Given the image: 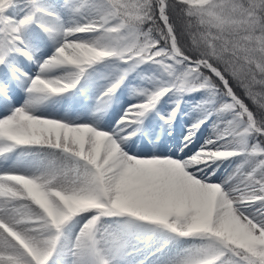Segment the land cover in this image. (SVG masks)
<instances>
[{"label":"snow or ice","instance_id":"snow-or-ice-1","mask_svg":"<svg viewBox=\"0 0 264 264\" xmlns=\"http://www.w3.org/2000/svg\"><path fill=\"white\" fill-rule=\"evenodd\" d=\"M65 7L83 22L52 29L39 23L38 17H53L54 14L40 7L37 0H0V64H4L11 53L31 59L21 36L30 23H37L44 32L59 39L53 54L41 63L39 73L30 79L26 89L29 99L25 105L0 118V156L20 146H43L59 152L71 165L58 168L55 163H49L39 174L33 175L0 174V264H48L65 223L84 213L88 218L73 246V264H113L114 260H126L139 251V245L147 246L151 237L167 242L172 238L193 236H205L210 243L175 264H264V91L253 90L256 85L264 88V81L257 76V73H264V65H257L251 77L241 76L239 69L229 74L206 57L186 50L183 30L178 33L175 23V18H180L184 24L185 14L219 19L217 0L203 5L195 0H176L175 7L169 0H100L99 3L66 0ZM16 8L24 12L20 18L9 15V10ZM262 9L264 0L253 4L249 10L259 12ZM55 19L59 21V17ZM82 34L96 35L84 39ZM74 43L80 47L73 49ZM106 58L133 65L158 64L170 78L155 91L141 93L146 96L143 102L129 105L117 122L120 131L115 139L113 134L87 124H69L28 111L46 96L74 88L90 66ZM59 68L67 70L60 76L42 75ZM123 79V75L120 76L99 99L114 94ZM233 81L244 89L243 95L238 93ZM197 91L207 94L206 103L209 104L213 98L222 97L215 111L232 117L215 139L205 141L189 158L159 155L137 158L122 150L125 139L135 134L136 126L162 97L169 92L181 95ZM176 110L174 108L167 118L161 119L171 123ZM37 120L47 123L38 126ZM204 123L205 120H198L190 124L184 136L185 145ZM104 133L111 148L105 159L115 160L110 175L108 168H98L89 158L91 145L94 144L98 152L100 140H103L104 150L105 137L101 135ZM226 137L232 140L227 141ZM249 138L259 139L249 144ZM230 143L238 145L239 152L230 149ZM201 153L217 155L218 158L210 161L241 154L259 159L250 172L242 174L239 187L225 189L220 184L205 182L203 174L197 177L208 162L193 165L191 158ZM69 172L75 179L65 190H53L50 182L44 179ZM20 176L31 181V186L44 201L43 208L30 199L28 205L31 207L21 203L17 192L22 188L15 179ZM216 185L228 193V199L245 189L259 197L246 200L247 208L256 207L254 213L246 214L255 225L249 230L256 243L233 244L222 241L217 235L221 225L216 223L219 195L213 188ZM74 201L86 202V206L75 207ZM160 203L167 204L163 212L157 207ZM106 218L123 219V231L115 236L100 232ZM138 229L147 233L143 239L136 235ZM102 242L115 246L116 254L112 259L101 255Z\"/></svg>","mask_w":264,"mask_h":264},{"label":"rangeland","instance_id":"rangeland-1","mask_svg":"<svg viewBox=\"0 0 264 264\" xmlns=\"http://www.w3.org/2000/svg\"><path fill=\"white\" fill-rule=\"evenodd\" d=\"M195 2L200 5H203V4L209 3V0H195ZM230 2H235V0H217L218 7L216 11L221 12L224 9L225 4L230 3ZM239 2L242 3L245 7H248L250 4L253 5V4L260 3L261 0H239ZM49 3H46L47 6L54 5L58 8L61 6V8L65 10L67 9V10L64 11L63 13H57V14L53 13L54 14L53 17H49V16H44V18L38 17L39 23H43L49 28L56 29L57 25H55V22L57 20L55 19V17H59V21H58L59 25L62 22H66L67 20L72 21V23L70 24L71 27L75 26L77 22L78 23L83 22V20L80 17H76L72 15L71 12L68 10V8L65 7L66 0H54L52 4H49ZM89 3H92V1L89 0ZM21 14H22L21 9L19 8L9 10V15H15L17 18H20L22 15H24V13L22 15ZM218 16H219V19H215V18H212V19L208 18V19L213 21L214 23H220L225 26H235V24L239 22L237 20V14L235 13L231 16H224V15H218ZM249 19H251V17H249ZM95 35L96 34L83 35V38L92 39ZM255 35L257 36L260 35L258 29L256 30ZM21 36L24 42V47L26 51L29 53V55L31 56V59H29L27 56H24V55H20L17 53H11L7 57V64L2 66V69L3 68L5 69V66H6L7 71L5 75L3 74L4 76L0 75V84H1L0 94L5 91L12 90L8 94L4 95L7 98H3L4 96L2 98L0 97L1 98L0 101L10 104V103H14L16 100V102H19V104L16 105L17 108L23 107L25 105L23 104L22 101H23V98L25 101V96L28 95V92L26 91V89L29 86L30 80L28 81V83H26V85L22 84V86H19L21 87L22 90L24 89L26 91L24 93L25 95H21L17 91L18 84L16 83L14 87L11 86L12 89H9V86H10L9 81L10 82L13 81V77H16V75H20L22 77L25 75L28 77V74L29 75L31 74L30 79L36 76L39 73L38 65L41 64L46 58L50 57L53 54L55 47L59 43V39L55 38L54 34H49V33L44 32L41 29V27H38L37 23H30L28 26H26L24 30L22 31ZM106 59L108 60L109 63H117L120 66L119 68L120 70L118 69L116 71L118 75L116 73L105 75V76L102 75L103 77L99 79V82L96 81L94 84H92V80H91L89 83L86 82V85H85L86 79H88V77L91 75V70L103 64V63H100L102 61L97 62L96 66L92 65L90 68L86 70L85 74L81 77L80 81L77 83V85L74 88L65 92L66 94L62 93L64 94V96L62 97L61 105L67 106L68 103L72 104V109L69 112L72 113V115H74V118H75V119H72L70 122H67V121H63V122L74 124L76 123V119L80 117V115H75V113L82 115L84 112L85 113L87 112L88 115L85 117L82 116L79 120L89 118L91 121L95 122L94 124L96 125L98 123L91 118L93 116V113L96 112L95 108L96 109L97 107L100 108L99 105H101L100 104L101 101L110 100L107 106L108 109H111V115L109 117V121H103V123H101L103 124V126H105V128L103 127L104 129H100V128H96V129H99L101 131H106L109 134H113V138L115 139L119 135V131H120L117 128V122L120 120L121 116L124 114L125 110L129 107V105H137L143 102L146 99V96L141 95V93H150L152 91H155L162 85H166L167 82L170 80V78L163 71L162 67L158 64L145 62V63L133 65L131 63H123L117 60L116 58H106ZM106 65L108 66V64ZM11 66H14L15 68L22 67V69L21 71H14L11 69ZM133 67H135L134 71H133ZM131 68L132 70H129ZM66 70L67 69L65 68L55 69L50 73H46L42 75H47L48 77L60 76V75H63ZM123 71H126V76L131 71H133L132 73H136V71L137 72L139 71L140 73L144 74L146 77L144 78L143 76H139L138 79L128 77V80H125L124 82L125 86L121 91H120V87H118L115 90L114 94H112L111 96L103 98V100L99 99L101 97V93H103V91H105L107 87H109L113 82H115L120 76L123 75L124 77L125 73H123ZM128 71L129 73H127ZM10 77H12V79H9ZM83 79L85 81H82ZM62 94H54L55 96H57V99L54 101V104H58L59 98L61 97ZM222 99H223L222 97L217 96L213 98L212 102L209 104V103H206V101L209 100V97L203 91L184 93L181 95H178L175 92H169L168 96L165 95L164 97H162L157 102L155 107L152 110H150L151 112H148L146 114L147 118L145 116L142 120V122L145 124L141 122L138 126H136L135 134L134 135L130 134L126 139L129 140L131 144H133V146L134 144L144 145V140L146 136L140 135V132L141 131L143 132L141 127H145L147 131L145 130L144 131L148 133L150 132L149 131L150 129L147 126H150V124L152 123L153 124L152 126L155 127V130L152 134H148L149 137L154 138L156 136L154 139H157V138L160 139V142H162V145L165 148L167 149L172 148L177 155L173 153L171 155V158H175V159L189 158L191 155H193L194 153H196L198 150L202 148V146L205 144V141L209 139H215V137H211L212 132L216 131V135H217L219 132L222 131V126H224L226 121L232 118L230 114L218 113L215 111V109L218 108L220 103L222 102ZM76 101L78 102V104H81V105H78L77 108H76ZM177 101H179V107H177ZM94 102L96 104H94ZM2 103H0V105H2ZM174 108L177 109L175 117L171 120V123H165V121L162 120L161 117L167 118ZM2 110L6 111L4 107L2 108ZM104 110L106 111L107 109L105 108ZM199 110L200 112L198 114H195V112ZM28 111H31V110H28ZM105 111H102V113L106 114ZM4 114L5 113L0 112V117L3 118L4 116L8 115V114L6 115ZM55 114L56 113L45 112V115L43 116L41 114H33V115H36L38 117L42 116L45 118L61 120V118L58 117L59 114H56L57 116H55ZM110 119L111 121H113L112 125L109 124ZM198 120H205V123L201 125L200 129L191 138V141L185 145L184 136L186 135L190 124ZM257 140L258 138H255V139L249 138V144L255 143L257 142ZM149 143L150 142L147 141V144ZM123 145L124 143L121 145L122 150H123ZM229 146H230V149L236 150L239 152L238 145L230 144ZM37 147H39L38 149L40 150L41 149H45L46 151L53 150V149L43 147V146H37ZM151 152L165 153L166 151L164 152L157 148H151V149H145L144 151L137 153L135 156L134 154L126 152L125 150L126 154L135 156L137 158H141V157L145 158V156H150L152 154ZM167 154L168 153H166L165 155ZM233 157L234 158L230 161L229 163L230 165L227 168V170L223 171L224 175L222 177L218 176L219 171L220 169H223L224 167L223 165L227 158L208 162L206 167L204 166L201 167L200 172L196 174L197 177L201 178V174H203V178L205 179V182L220 184L222 188H225V189H227L230 186H235V184L230 182L231 179L228 178V176L234 175L232 172L233 163H235V165L237 166H243V168L240 171H238V173L235 174L238 177V176H242V174H246L250 172L252 168L255 167V164L258 161L259 157H249L246 154L236 155ZM247 157L250 158L249 159L251 160L250 162H246V163L244 162L243 164H239L241 160L248 159ZM22 168L21 170H15V174H23V175L38 174L36 172V169L28 168L25 170V167H22ZM7 170L10 171V169H1L0 174L5 173L2 171H7ZM26 172H28L29 174H26ZM79 204H80L79 202H76V201L73 202V206L75 207H78ZM164 205L165 203L162 204V206L159 208L161 212H163L165 208L167 207L166 205L165 206ZM255 211H256L255 206L250 207V208L245 209V214L254 213ZM87 218H88V214L85 213L83 215V220ZM83 220H81L79 223H81ZM107 221H110V222H107ZM68 226H70L71 228V223ZM70 228L67 229L66 231H69L71 235L65 234L66 239H64V242H66L67 244L64 243V245L66 248L63 246V248L67 251H71L73 248L72 244H68L67 238L69 240L71 236L73 235L75 236V225L73 227L74 228L73 231H70ZM123 229H124V221L121 218H106L104 219L102 225L100 226V232L106 233V234L111 233L114 236L120 234V232L123 231ZM63 232L64 230L62 228V234ZM136 235L139 236L141 239H143L147 235V233L143 229H138L136 231ZM61 236H60V239L58 241V244L55 248V251L52 257L49 260V264H51L54 259L56 260L58 253L60 252L58 248L60 246L62 247ZM238 236L241 239V236L240 235ZM254 239L255 238L253 237V239L249 242V240L247 241L245 240V238L242 237L241 240L244 241V244L246 243L254 244L257 242L256 239L255 240ZM209 243H210L209 239L205 236H193V237H188V238H172V239H168L167 242H165V240L160 239L158 237H151V239H149L147 246H144L143 244L139 245L138 246L139 251L135 252L132 256L128 257L126 260H119V259L114 260L113 264H152L153 262H155L156 264H175V262L178 259L177 252L179 248L190 250V253L192 254V253H195L198 249L208 245ZM169 244L172 247L171 250H168L166 248V246H168ZM100 249H101V255L106 259H112L113 256L116 254L115 246L110 242L109 243L102 242L100 245ZM223 259L226 261L228 259L227 255Z\"/></svg>","mask_w":264,"mask_h":264},{"label":"clouds","instance_id":"clouds-1","mask_svg":"<svg viewBox=\"0 0 264 264\" xmlns=\"http://www.w3.org/2000/svg\"><path fill=\"white\" fill-rule=\"evenodd\" d=\"M170 5L175 7L176 0H172ZM251 6L250 4L248 7H245L239 0H235V2L225 4L221 12H217L218 15L224 16L237 14L239 22L235 26L214 23L206 16H188L185 14L183 16L182 34L184 37H187L189 43H184L183 47L194 55L206 57L229 74H231V70L235 65L244 76L251 77L256 72L257 65H264V9L259 12L250 11ZM148 18L151 19V17ZM257 29L260 34L259 37L255 35ZM79 47V44L74 43L73 49H78ZM257 76L260 80L264 81V73H257ZM36 123L38 126H41L47 122L37 120ZM101 135L105 137L103 152L97 155V150L93 144L91 145L92 150L89 153V158L96 162L98 168H108L110 175L115 160L105 159V156L111 152V148L107 143V134ZM215 158H218L216 154L201 153L191 158V162L193 165L205 164ZM57 167H71V165L68 162H64ZM84 178L80 177V179ZM15 179L19 181L22 188L21 191L17 192L21 203L28 205V200L30 199L38 207L43 208L44 201L31 186V181L24 176L16 177ZM44 179L50 182V187L53 190H65L72 186L75 178L69 172L67 175L46 176ZM240 183H242V180H240L236 187H239ZM213 188L219 194L217 197L216 223L221 225V230L217 235L222 241L244 245V241L238 236V227L234 226H242L247 229L255 228V225L249 220L248 215L245 214V209H247L246 200L259 199V197L245 189L233 195L231 199H228V193L223 192L218 185L213 186ZM28 206L31 207L30 205ZM32 211H36V209H32Z\"/></svg>","mask_w":264,"mask_h":264},{"label":"bare ground","instance_id":"bare-ground-1","mask_svg":"<svg viewBox=\"0 0 264 264\" xmlns=\"http://www.w3.org/2000/svg\"><path fill=\"white\" fill-rule=\"evenodd\" d=\"M92 3H99V0H91ZM49 3V4H52V2H54V0H37V4L42 7L43 9H45L46 11L48 12H51V13H63L64 11H66L65 9L61 8V6L58 8L54 5H48L46 3ZM46 4V5H45ZM21 13L23 14L24 12L21 10ZM21 14V15H22ZM57 14V13H56ZM23 16V15H22ZM42 18H44V16H40ZM60 23V22H59ZM72 23L71 20H67L66 22H62L60 25L58 24V21L55 22V25H57V28L58 27H63V28H68V27H71L70 24ZM78 23V22H77ZM32 27V26H31ZM56 28V27H55ZM37 36V35H36ZM36 59V58H35ZM100 63H103L101 64V66H97L96 68H93L91 70V75L88 77V79H86V81L83 79L82 81H85V85H86V82H90L92 80V84H94L96 81L99 82V79L101 77H103L102 75H110V74H115L116 71L120 68V66L117 64V63H109L108 60H103L102 62ZM5 64H7V59H6V62L4 64H0V75H5L6 73V66H5V69L3 68L2 69V66H4ZM108 64V66L106 65ZM40 65L39 64L38 66V69L40 68ZM97 64H94L93 66H96ZM91 67V66H90ZM89 67V68H90ZM131 67V66H130ZM125 68V67H124ZM60 69V68H59ZM135 67H133V71H134ZM120 70V69H119ZM129 70H132L129 69ZM138 70V69H136ZM133 71H131L129 73V71L127 73H129L127 76H126V71H123V73H125L124 75V79L122 81V83L120 84V91L124 88L125 86V80H128V77H131V78H135V79H138L139 76H143L144 78L146 77L144 74L140 73L139 71L136 73H132ZM31 72V71H30ZM121 72V71H119ZM8 73V72H7ZM13 73V72H12ZM90 74V73H89ZM117 74V73H116ZM3 75V76H4ZM31 75V74H30ZM30 75L28 74V77L27 76H20V75H16V77H13V81H9L7 78V80L9 81L10 83V86H9V89H12V87L15 86V83L18 84L17 86H22V84H25L28 83V81L30 80ZM52 75V74H51ZM118 75V74H117ZM11 76V75H10ZM161 78V77H160ZM163 78V77H162ZM9 79H12V77H10ZM140 79V78H139ZM103 80V79H102ZM114 81V80H112ZM97 82V83H98ZM6 83V82H5ZM124 83V85H123ZM4 84V83H3ZM7 84V83H6ZM24 85V86H25ZM88 85V84H87ZM97 85V84H96ZM12 86V87H11ZM90 87V86H89ZM98 87V86H97ZM14 89V88H13ZM8 90V89H7ZM89 90V89H88ZM10 91L12 90H8V91H5L3 93L0 94V97L2 98L4 95L8 94ZM16 91V90H15ZM93 91V90H92ZM1 92V90H0ZM22 92V90H21ZM104 92V91H103ZM66 94V93H64ZM64 94L61 95V97L59 98V102L58 104H54V101L57 99V96L55 95H50V96H46L45 98L39 100L38 102H36L32 107H30V109L28 110H31L29 111L30 113L32 114H41L42 116L45 115V112H50V113H56V114H59L58 117L61 118L60 121H67V122H70L72 119H75L74 118V115H72V113H70L69 111L72 109V104H69L67 106L65 105H61L62 103V97L64 96ZM23 95H25L23 93ZM21 96V95H20ZM168 96V94H167ZM29 94L25 96V101H24V98H23V104L26 103V101L29 99ZM0 98V99H1ZM3 98H7L6 96H4ZM22 99V98H21ZM4 100V99H3ZM14 100V99H13ZM18 100V99H17ZM21 101V100H20ZM168 101V100H167ZM3 101H0V103H2ZM21 102V104H22ZM25 102V103H24ZM110 102V100H103L101 101V105L100 108L97 107V109L95 108L96 112L93 113V116L91 117L94 121H96L98 124H94L95 122L91 121L89 118L88 119H81L79 120L82 116H87L88 113L84 112L82 115L81 114H77L75 113V115H80V117L78 119H76V123L74 124H87L89 126L94 125L95 128H100V129H104L105 126H103V121H109V117L111 115V109H108L107 106H108V103ZM15 104V105H14ZM19 102H15L14 103H5L3 102L2 105H0V112L2 113H5L4 115L6 114H10L11 110L14 109L16 107V105H18ZM94 104H96L94 102ZM107 104V105H106ZM78 105H81V104H78V102L76 101V108L78 107ZM83 105V103H82ZM111 105V104H110ZM106 106V107H105ZM5 108V110H2V108ZM81 107V106H80ZM17 108V107H16ZM91 108V107H90ZM107 109L106 111L104 109ZM94 109V108H92ZM118 109V108H117ZM86 110V109H85ZM10 111V112H8ZM90 111V110H89ZM102 111H105L106 114H103ZM81 112V111H80ZM91 112V111H90ZM151 112V111H149ZM200 112L199 111H196L195 114H198ZM55 114V116H57ZM114 114V113H113ZM3 115V116H4ZM51 115V114H49ZM40 116V117H42ZM68 116V117H67ZM71 116V117H70ZM56 117V118H58ZM90 117V116H89ZM2 118V117H0ZM147 118V116H146ZM203 119V118H202ZM56 120H59V119H56ZM154 122V121H153ZM100 123V124H99ZM143 123V122H142ZM109 124H113V121H111L110 119V122ZM145 124V123H143ZM142 124V125H143ZM224 124V123H223ZM107 125V124H106ZM153 124L151 123L150 126H147L149 127V131L148 133H146L145 131H147V129L145 127H141V129L143 130V132L141 131L140 132V135L141 136H146L145 140H144V145H136L134 144H131V142L127 139H125L124 141V145H123V151L125 152H129V153H132L136 156L137 153L139 152H142L144 151L145 149H151V148H157L161 151H166L165 153H155V152H151L152 154H158L159 156L161 155H164L166 153H168L167 155H164V156H167V157H170L171 158V155L174 152V150L171 148V149H167L165 148L163 145H162V142H160V139H154V138H150L148 134H152L155 130V127L152 126ZM108 126V125H107ZM104 127V128H103ZM153 127V128H152ZM204 127V126H203ZM226 127V123L224 124V126H222V131H224ZM108 129V128H107ZM99 130V129H97ZM106 130V129H105ZM145 130V131H144ZM219 132V133H221ZM211 137H216V131H213L212 132V135ZM150 142L149 144H147V141ZM167 140V139H166ZM226 140L227 141H231L232 140V137H226ZM165 141V140H164ZM221 143H224V141H221ZM231 144V143H230ZM99 145H100V149L99 151L97 152V155H99L102 151H103V140H100L99 141ZM232 145V144H231ZM39 147L37 146H20V147H17L16 149L12 150L10 153H7L5 154L4 156H0V170L1 169H10L7 170V171H2V172H11V173H15V170H21L22 167H25V170L26 169H36V172L39 174L40 170L47 164L49 163H55L57 166L59 165H62L64 162H65V159L64 157L58 152H55L53 150L49 151V150H45V149H38ZM43 152V153H42ZM176 154V153H175ZM142 155V154H140ZM177 155V154H176ZM176 157V156H175ZM143 158V157H141ZM234 157H231V158H227L225 163H224V167L223 169H220L219 171V177H222L224 175L223 171L227 170V168L229 167V163L230 161L233 159ZM248 158V157H247ZM225 159V158H224ZM250 158L248 159H244V160H241L239 164H243L244 162H250L251 160H249ZM253 161V160H252ZM147 163H153V162H147ZM239 168V171L243 168V166H237L235 165V163H233L232 165V172H233V176H228L231 183L237 185L239 184L240 180L242 179V176H236L235 174L238 173L237 169ZM23 169V168H22ZM24 171V170H23ZM28 171V170H27ZM1 172V173H2ZM26 174H29L28 172H26ZM76 202H79L80 204L78 205V207H83V206H86V202L84 203L83 201H76ZM84 203V204H83ZM162 204L164 203H160L157 205L158 208H160L162 206ZM167 206V204H165ZM164 205V206H165ZM256 208V207H255ZM85 214V213H84ZM84 214H77L75 217L71 218L68 222L65 223V225L63 226V234L61 236V240H62V247L60 246L58 248V250L60 251L58 253V256L56 258V260L54 259L52 261L51 264H73V256H72V251H73V248L71 251H67L63 248V246L65 247L64 243V239H66V236L65 234L67 235H71V233H69V231H66L67 229L70 228V223H71V228H70V231H73V227L75 225V236H69V240L67 238V242L68 244H72V246H74V243H75V240H76V237L77 235L79 234L83 224L86 222V219L83 220V215ZM87 214V213H86ZM81 220H83L81 223H79ZM107 222H110V221H107ZM115 224V223H114ZM110 225V224H109ZM117 225V224H116ZM111 227V226H110ZM118 227V226H117ZM234 227H238V226H234ZM66 231V232H65ZM113 231V230H112ZM105 232V231H104ZM107 232V231H106ZM238 235L241 236V239L242 237L245 238V240H249V242L253 239L254 237V234L247 228H244L242 226H239L238 227ZM68 237V236H67ZM255 240V239H254ZM248 242V243H249ZM253 242V241H252ZM67 244V243H66ZM247 244V243H246ZM60 245V244H59ZM58 245V246H59ZM66 248V247H65ZM166 248L168 250H171V245L169 244L168 246H166ZM103 251V250H102ZM56 253V252H55ZM190 253V250H185V249H181L179 248L178 252H177V256H178V260L182 259V258H186ZM58 259V260H57ZM146 261V260H145ZM115 263V262H114ZM49 264V262H48ZM152 264H156L155 262H153Z\"/></svg>","mask_w":264,"mask_h":264},{"label":"trees","instance_id":"trees-1","mask_svg":"<svg viewBox=\"0 0 264 264\" xmlns=\"http://www.w3.org/2000/svg\"><path fill=\"white\" fill-rule=\"evenodd\" d=\"M171 2H172V0H169V3H171ZM175 23H176V27H177V32L178 33L181 32L182 31V26H183V23L181 22V19L180 18H175ZM144 27L147 28V25H145ZM257 37H259V36H257ZM183 42L184 43H189V41L187 40V37H184ZM160 43L163 44L164 42L161 41ZM235 69H238V68H237V66L234 65L232 70H235ZM240 75L244 76V74L241 73V72H240ZM233 84H234V87L236 88V90L238 91V93L243 95L244 89L242 87H240L239 84L236 83L235 81H233ZM253 90L259 92V91H264V88H261L259 85H256V86H254ZM244 99L247 101V97L246 96L244 97ZM248 103H249L250 107H252L250 102H248Z\"/></svg>","mask_w":264,"mask_h":264}]
</instances>
